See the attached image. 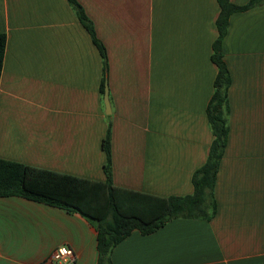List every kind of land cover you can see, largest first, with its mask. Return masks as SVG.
<instances>
[{
  "label": "crops",
  "instance_id": "obj_1",
  "mask_svg": "<svg viewBox=\"0 0 264 264\" xmlns=\"http://www.w3.org/2000/svg\"><path fill=\"white\" fill-rule=\"evenodd\" d=\"M78 1L107 49L110 114L102 57L69 2L0 0V159L105 181L109 132L116 187L193 194L215 138L207 106L218 1ZM221 49L230 84L216 214L134 230L110 264H264V2L229 17ZM60 246L75 251L70 264H98L97 231L84 217L0 197V264H47Z\"/></svg>",
  "mask_w": 264,
  "mask_h": 264
},
{
  "label": "trees",
  "instance_id": "obj_2",
  "mask_svg": "<svg viewBox=\"0 0 264 264\" xmlns=\"http://www.w3.org/2000/svg\"><path fill=\"white\" fill-rule=\"evenodd\" d=\"M67 1L102 57L104 91V82L109 73L107 49L98 38L94 23L80 2ZM217 1L221 11L216 21L218 38L213 44L211 59L218 67V74L214 82V94L207 106V118L215 138L207 162L193 175V194L165 198L116 187L112 182L108 132L103 141L107 156L105 181L78 178L0 159V197H22L84 217L97 231L98 264H110L114 247L134 230L149 235L174 218L212 219L217 210L214 193L217 174L228 139L227 90L230 77L223 60L221 44L228 29L229 17L233 13L264 2L252 0L248 5L239 7L229 0ZM6 42V35L0 33V77Z\"/></svg>",
  "mask_w": 264,
  "mask_h": 264
},
{
  "label": "built area",
  "instance_id": "obj_3",
  "mask_svg": "<svg viewBox=\"0 0 264 264\" xmlns=\"http://www.w3.org/2000/svg\"><path fill=\"white\" fill-rule=\"evenodd\" d=\"M76 258L75 251L68 246L56 248L47 259V264H70Z\"/></svg>",
  "mask_w": 264,
  "mask_h": 264
},
{
  "label": "water",
  "instance_id": "obj_4",
  "mask_svg": "<svg viewBox=\"0 0 264 264\" xmlns=\"http://www.w3.org/2000/svg\"><path fill=\"white\" fill-rule=\"evenodd\" d=\"M104 104H105V111L107 114H110V102H109V85L108 80L105 82V89H104Z\"/></svg>",
  "mask_w": 264,
  "mask_h": 264
},
{
  "label": "rangeland",
  "instance_id": "obj_5",
  "mask_svg": "<svg viewBox=\"0 0 264 264\" xmlns=\"http://www.w3.org/2000/svg\"><path fill=\"white\" fill-rule=\"evenodd\" d=\"M101 25H102L104 30L108 31V24H101Z\"/></svg>",
  "mask_w": 264,
  "mask_h": 264
}]
</instances>
